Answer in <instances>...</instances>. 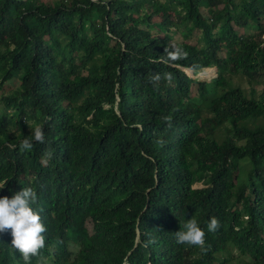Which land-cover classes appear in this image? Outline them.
<instances>
[{
    "label": "trees",
    "instance_id": "16d2710c",
    "mask_svg": "<svg viewBox=\"0 0 264 264\" xmlns=\"http://www.w3.org/2000/svg\"><path fill=\"white\" fill-rule=\"evenodd\" d=\"M263 36L264 0H0V197L37 193L30 264H264ZM191 217L203 250L176 243ZM12 239L0 264H24Z\"/></svg>",
    "mask_w": 264,
    "mask_h": 264
},
{
    "label": "clouds",
    "instance_id": "9594fccd",
    "mask_svg": "<svg viewBox=\"0 0 264 264\" xmlns=\"http://www.w3.org/2000/svg\"><path fill=\"white\" fill-rule=\"evenodd\" d=\"M173 30L174 29L171 28V31ZM164 53H166L165 62L167 63H174L187 57V53L181 47L177 46H173L171 49L166 46L164 48ZM180 69L188 78L194 81H198L194 79V77L202 70L214 69L216 72L215 77L217 75V68L214 66L205 67L196 71L184 67H180ZM186 70H188L190 74H187ZM161 78V74L154 73L150 77V82L155 84ZM163 78L168 82H171L172 75L171 73H164ZM163 119L168 123V126L171 127L172 116L168 115L163 117ZM33 141L40 144L45 143V133L42 126H36L33 129L32 137H25L20 142V148L23 151H31ZM160 143H163V141H160ZM53 154V150L51 149H46L44 153L45 158L48 159L52 158ZM37 200V193L32 187L22 188L20 191L13 193L11 198L7 196L0 197V232H4L6 229L11 230V236L13 237L11 246L14 251H18L22 255L24 264H30L31 258L37 256L46 246V238L42 234L45 233L47 229L42 223V217L40 215L42 209H36L33 207ZM219 227V220L215 216L211 217L207 223V231L216 232ZM205 238L206 233L204 229L199 226L195 217L187 219L182 228L175 232L177 244L199 246L202 250L205 246ZM154 242V240H149L145 243V246H147V243Z\"/></svg>",
    "mask_w": 264,
    "mask_h": 264
},
{
    "label": "rangeland",
    "instance_id": "374dc122",
    "mask_svg": "<svg viewBox=\"0 0 264 264\" xmlns=\"http://www.w3.org/2000/svg\"><path fill=\"white\" fill-rule=\"evenodd\" d=\"M202 15L204 16V17H207V13L205 12V11H202ZM154 20L155 21H158L159 20V18H154ZM242 33H249V30H238V34L239 35H241ZM263 38H264V36H263ZM175 39H178V40H181V37H180V35H176L175 36ZM262 39V38H261ZM191 41H189V42H192V41H195V38H191L190 39ZM215 74H216V72L214 71V69L212 70V72H207L206 70H202V71H200L199 72V74H197V76H195L194 77V79H196V80H198V81H206V82H208V81H210L212 78H214L215 77ZM233 83L235 84V85H239L242 89H245V90H247V92L249 91V85L247 84V82H246V80H245V78H243L242 76H237V77H235L234 78V80H233ZM195 85V84H194ZM192 86V89H191V94L192 95H194L195 93H196V86ZM15 87H16V85H15ZM9 88V87H8ZM263 89V85H257L256 87H255V92H259L260 90H262ZM202 186L200 185V184H196L195 186H194V188H201Z\"/></svg>",
    "mask_w": 264,
    "mask_h": 264
}]
</instances>
